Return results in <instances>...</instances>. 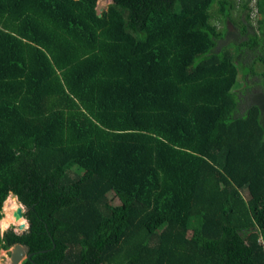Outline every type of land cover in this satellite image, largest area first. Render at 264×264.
<instances>
[{
    "label": "trees",
    "instance_id": "16d2710c",
    "mask_svg": "<svg viewBox=\"0 0 264 264\" xmlns=\"http://www.w3.org/2000/svg\"><path fill=\"white\" fill-rule=\"evenodd\" d=\"M250 2L0 0V220L14 194L29 224L0 250L264 264V86L236 91L248 52L264 83ZM238 14L233 54L218 43Z\"/></svg>",
    "mask_w": 264,
    "mask_h": 264
},
{
    "label": "rangeland",
    "instance_id": "374dc122",
    "mask_svg": "<svg viewBox=\"0 0 264 264\" xmlns=\"http://www.w3.org/2000/svg\"><path fill=\"white\" fill-rule=\"evenodd\" d=\"M109 4L110 3L107 2V1L105 2L104 0H97V2H96L97 12L100 13L101 11H104ZM253 5H254V1H252L250 3V6H253ZM212 11L214 13H216L215 12V7L212 9ZM255 14H256V12L252 11V16H253L254 20H256V18H257V16H255ZM242 18H244V16L242 14H238V16L235 17V23L236 24L235 25H228V30L230 32V35H229L228 38L219 41L218 46L227 47V48H229L231 50L232 53L235 51V47L232 46L233 45L232 41H235V40H237L239 38V32H238L239 28H237V25H238V20L240 21ZM263 18H264V16L262 15L261 19H263ZM216 19H217V17H216ZM252 25L254 27H256L257 26V22L255 24H252ZM255 32H257L259 35H261L262 32L264 34V27L262 28V31L260 29H258V28H255ZM233 54H235V53H233ZM257 55H260V52L257 51V50L255 52L254 51L248 52L246 54L245 61L244 62L239 61V62H242V63L245 64V65L242 64L241 68L239 69V72H240L239 76H238L239 80H237L238 85H237V89H236V91L238 92L239 95H240L243 87L245 86V83L247 85H250L251 89L253 90V94L251 95V97L254 96V94H260V95L263 94V89L262 88L264 86V83L262 84V80H261L262 77H261V75L259 73V72H261L263 70V68L261 67L259 62H257V60H256ZM252 70H254L256 73H258L261 78L259 76H256V75L252 74L253 73ZM242 75H245V77H242ZM240 76L242 77V79L239 78ZM263 80H264V78H263ZM250 102H249V104H250ZM246 103H247V101L244 99V101L241 104V110H244V107H245ZM8 199H11V198L7 197L5 202ZM5 208H6L5 203H3V208H2L3 218H4V215H5ZM13 218H14V216H13ZM15 222H17V221L15 220ZM12 226H13V231L16 232L17 231L16 224L15 225L14 224L10 225L6 230H8L9 228H12ZM14 251L15 250L13 248H10L8 250H0V253H6V257L4 255H0V264H14L13 261H12V254H13ZM22 258L23 259L25 258V254H23Z\"/></svg>",
    "mask_w": 264,
    "mask_h": 264
},
{
    "label": "water",
    "instance_id": "95a60500",
    "mask_svg": "<svg viewBox=\"0 0 264 264\" xmlns=\"http://www.w3.org/2000/svg\"><path fill=\"white\" fill-rule=\"evenodd\" d=\"M102 12V11H101ZM100 12V13H101ZM99 13V14H100ZM8 197H11L12 199H15L17 202H18V200H17V197L14 195V194H10ZM18 208L15 210V212L13 213V216H14V219L16 220V221H18V220H20V219H24L25 220V217H24V213H25V207L21 204V203H18ZM29 226V225H28ZM13 227V226H12ZM28 228V227H27ZM16 229H17V231H16V233H20V232H22V231H24L25 230V228H24V225H18L17 227H16ZM11 248H13L15 251L13 252V254H12V261H13V263L14 264H21L22 263V261H23V258H22V256H23V247L21 246V245H14L13 247H11ZM30 257H31V255L29 254L28 255V258L30 259ZM32 264H34V263H32Z\"/></svg>",
    "mask_w": 264,
    "mask_h": 264
},
{
    "label": "bare ground",
    "instance_id": "6f19581e",
    "mask_svg": "<svg viewBox=\"0 0 264 264\" xmlns=\"http://www.w3.org/2000/svg\"><path fill=\"white\" fill-rule=\"evenodd\" d=\"M11 198V197H10ZM5 203V215L4 218L1 220L2 222H7L10 225H15L18 226L19 225V220L17 222H15L14 218H13V212L18 208V202L15 199H8ZM15 205V207H14ZM14 221V222H13Z\"/></svg>",
    "mask_w": 264,
    "mask_h": 264
},
{
    "label": "clouds",
    "instance_id": "9594fccd",
    "mask_svg": "<svg viewBox=\"0 0 264 264\" xmlns=\"http://www.w3.org/2000/svg\"><path fill=\"white\" fill-rule=\"evenodd\" d=\"M15 207V205H14ZM14 222V221H13ZM20 225H24L25 230H27L28 223L24 219H20L18 222ZM9 227V223L0 221V235ZM0 255H4L6 257V253H0Z\"/></svg>",
    "mask_w": 264,
    "mask_h": 264
},
{
    "label": "flooded vegetation",
    "instance_id": "af4514ba",
    "mask_svg": "<svg viewBox=\"0 0 264 264\" xmlns=\"http://www.w3.org/2000/svg\"><path fill=\"white\" fill-rule=\"evenodd\" d=\"M105 2L107 1V2H109V3H112L113 2V0H104ZM96 2H97V0H96ZM28 223V222H27ZM29 225V224H28ZM28 228H29V226H28ZM28 228H27V230H28ZM24 231H26V230H24ZM24 231H22V232H24ZM22 232H20V233H22ZM19 233V234H20ZM23 247V254H25V258L23 259V261H22V263L21 264H23L24 262H25V260H29V258H28V253H27V250H26V248L24 247V246H22Z\"/></svg>",
    "mask_w": 264,
    "mask_h": 264
},
{
    "label": "built area",
    "instance_id": "2783aa9c",
    "mask_svg": "<svg viewBox=\"0 0 264 264\" xmlns=\"http://www.w3.org/2000/svg\"><path fill=\"white\" fill-rule=\"evenodd\" d=\"M252 1H254V3H255V0H251V2H252ZM251 2H250V3H251ZM250 7H253V6H250ZM255 12H256V11H255Z\"/></svg>",
    "mask_w": 264,
    "mask_h": 264
}]
</instances>
